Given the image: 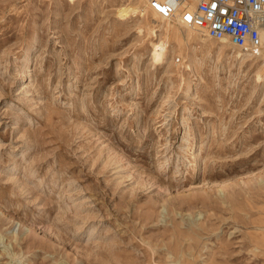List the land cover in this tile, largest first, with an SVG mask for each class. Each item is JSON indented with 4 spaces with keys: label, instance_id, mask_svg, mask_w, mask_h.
<instances>
[{
    "label": "rangeland",
    "instance_id": "374dc122",
    "mask_svg": "<svg viewBox=\"0 0 264 264\" xmlns=\"http://www.w3.org/2000/svg\"><path fill=\"white\" fill-rule=\"evenodd\" d=\"M249 52L143 0H0V264H264Z\"/></svg>",
    "mask_w": 264,
    "mask_h": 264
},
{
    "label": "built area",
    "instance_id": "2783aa9c",
    "mask_svg": "<svg viewBox=\"0 0 264 264\" xmlns=\"http://www.w3.org/2000/svg\"><path fill=\"white\" fill-rule=\"evenodd\" d=\"M161 18L251 52L264 51V0H143Z\"/></svg>",
    "mask_w": 264,
    "mask_h": 264
},
{
    "label": "bare ground",
    "instance_id": "6f19581e",
    "mask_svg": "<svg viewBox=\"0 0 264 264\" xmlns=\"http://www.w3.org/2000/svg\"><path fill=\"white\" fill-rule=\"evenodd\" d=\"M127 10L128 9H124V10H122L123 12H127ZM128 13V12H127ZM124 14V13H123ZM195 30V29H194ZM262 38H263V40H264V31L262 32ZM256 53V55H263L264 54V51H262V52H255ZM249 54H254V52H249Z\"/></svg>",
    "mask_w": 264,
    "mask_h": 264
}]
</instances>
